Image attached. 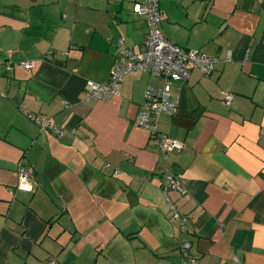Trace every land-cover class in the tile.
Wrapping results in <instances>:
<instances>
[{
  "label": "crops",
  "instance_id": "obj_1",
  "mask_svg": "<svg viewBox=\"0 0 264 264\" xmlns=\"http://www.w3.org/2000/svg\"><path fill=\"white\" fill-rule=\"evenodd\" d=\"M135 1L0 0V264H264V0H161L169 39L219 60L173 84L179 111L159 130L186 147L167 161L136 125L162 79L133 72L109 102L86 97L120 47L144 50ZM30 114L66 134L40 132ZM19 164L31 193L18 190ZM171 171L187 194H163Z\"/></svg>",
  "mask_w": 264,
  "mask_h": 264
},
{
  "label": "built area",
  "instance_id": "obj_2",
  "mask_svg": "<svg viewBox=\"0 0 264 264\" xmlns=\"http://www.w3.org/2000/svg\"><path fill=\"white\" fill-rule=\"evenodd\" d=\"M161 0H137L134 2L133 12L136 16L144 18L149 26V33L144 42V50L134 53L120 47L117 60L110 70L108 81L96 83L87 81L85 85L86 97L94 103L109 102L120 96L117 85L133 72H149L156 78L163 80V85L148 86L145 90L144 103L136 118V125L148 131L152 143L159 149L164 161L171 156L185 149L183 142L173 140L160 133L159 123L163 115H175L179 111L181 96L173 92L174 83L187 82L191 77L193 68L199 69L205 77H209L215 71L219 60L216 57L207 55L198 49H186L169 39L162 31L163 11L160 6ZM124 40H120L123 45ZM228 59V58H227ZM229 60V59H228ZM21 65L31 70L33 62H23ZM234 95L225 94L223 102L232 103ZM28 118L38 127L40 132H52L58 137L66 134V130L54 124L46 116L28 115ZM74 133V132H73ZM120 170H115L119 174ZM19 184L18 190L33 192L35 186L30 171L22 164L18 166ZM165 183L161 186L165 196L170 191L185 195L188 189L184 185V175L171 171L163 175ZM168 202L174 210L173 219L182 220V216L170 199ZM191 244H182V255L184 258L194 262L190 257ZM54 264V262H51Z\"/></svg>",
  "mask_w": 264,
  "mask_h": 264
}]
</instances>
